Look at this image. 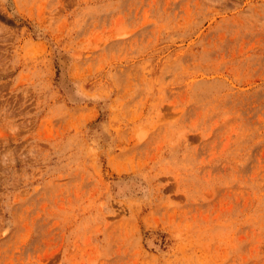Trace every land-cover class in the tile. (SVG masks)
Listing matches in <instances>:
<instances>
[{
    "label": "rangeland",
    "instance_id": "1",
    "mask_svg": "<svg viewBox=\"0 0 264 264\" xmlns=\"http://www.w3.org/2000/svg\"><path fill=\"white\" fill-rule=\"evenodd\" d=\"M0 264H264V0H0Z\"/></svg>",
    "mask_w": 264,
    "mask_h": 264
}]
</instances>
